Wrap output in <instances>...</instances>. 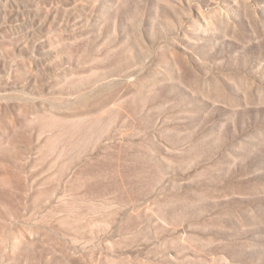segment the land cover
Listing matches in <instances>:
<instances>
[{"label": "rangeland", "instance_id": "rangeland-1", "mask_svg": "<svg viewBox=\"0 0 264 264\" xmlns=\"http://www.w3.org/2000/svg\"><path fill=\"white\" fill-rule=\"evenodd\" d=\"M0 264H264V0H0Z\"/></svg>", "mask_w": 264, "mask_h": 264}]
</instances>
